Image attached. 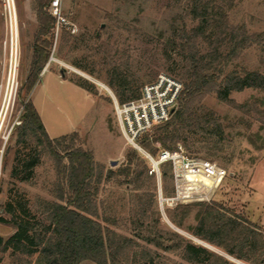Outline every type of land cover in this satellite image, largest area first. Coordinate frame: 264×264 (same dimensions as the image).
I'll return each mask as SVG.
<instances>
[{
	"label": "rangeland",
	"instance_id": "1",
	"mask_svg": "<svg viewBox=\"0 0 264 264\" xmlns=\"http://www.w3.org/2000/svg\"><path fill=\"white\" fill-rule=\"evenodd\" d=\"M191 2L61 0L67 25L60 28L58 36L54 31L50 64L24 102L25 94L20 90L29 75L39 25L32 0H9V5L8 0H0V218L10 220L6 206L11 202L16 207L21 201L27 204L30 221L42 224L45 220L41 204L54 200L55 164L42 153L31 181L21 182L13 176L18 169L16 157L29 153L16 145V134L24 105L31 99L51 139L76 134V147L91 152L105 174L130 169L134 177L139 175L138 189L134 185L127 186V177L120 173L104 181L98 199L100 215L116 221V226L110 227L120 236L137 241L139 250L149 251L154 264H189L178 253L145 240L148 236L154 238L157 231L164 245L173 240L169 232L174 231L232 264H251L177 228L169 216L177 205H214L224 214L247 224L250 222L264 235V120L251 111L254 105L264 111V94L253 89L229 94L236 104H248L249 109L252 108L248 114L220 102L215 94L197 104L196 114L211 117L217 125H211V132L186 134L178 151L173 152L184 156V161L177 166L173 179H164L163 165L155 172L147 155L158 161L162 150L152 156L143 147V152L138 151L127 142L107 90H111L108 82L113 68H117L134 89L154 83L162 74L174 77L171 69L178 75L182 72L185 57L170 51L171 59L167 60L159 33L169 29L174 20L179 25L185 21L187 29L197 26L198 22L186 16ZM9 6L13 41L16 39L18 44L17 72L13 79H10ZM47 11L50 13V8ZM228 15L232 25L241 27L249 35L264 34V0H237ZM231 70L242 75L243 70L264 75V45H255L243 52L231 65ZM77 80L92 84L94 94L78 86ZM115 97L118 100L119 97ZM133 152L137 155L130 163L128 156ZM187 177L199 184L192 185L185 180ZM164 189L174 190V197L165 198ZM177 193L180 199L174 200ZM190 209L184 229L197 224L195 217L199 208ZM155 224L154 232L149 234L144 226ZM15 232V227L0 222V237L7 240ZM9 263L6 256L0 264ZM81 264L95 263L84 261Z\"/></svg>",
	"mask_w": 264,
	"mask_h": 264
},
{
	"label": "trees",
	"instance_id": "2",
	"mask_svg": "<svg viewBox=\"0 0 264 264\" xmlns=\"http://www.w3.org/2000/svg\"><path fill=\"white\" fill-rule=\"evenodd\" d=\"M51 2L32 0L39 30L35 36L29 75L20 90V93L25 94L24 102L50 59L56 28L55 17L47 11ZM236 2L192 0L186 16L198 22L197 26L187 29L185 21L179 25L174 20L169 29L159 33L167 60L171 59V52H179L185 57V66L179 75L175 69H171L174 77L183 82L185 93L171 119L141 139L142 147L152 156L161 150L178 151V145L184 142L186 134L211 132V125H217V121L211 117H200L195 112V106L206 97L215 94L220 102L248 114L252 108L249 109L248 104H236L229 94L246 89L264 94L263 74L243 70L242 75L236 70L229 71L243 52L255 45H264V34L249 35L241 27L231 24L228 13L236 6ZM75 82L94 94L92 84L86 80ZM108 86L119 97L120 103L137 99L141 94V89L131 87L117 68L111 70ZM251 111L260 114L264 120V111L261 112L257 105ZM76 140V134L51 139L31 99L25 103L21 124L17 127L16 145L26 148L29 153L24 157H16L18 169L13 176L21 182L31 181L43 154V157L54 162L56 168L54 200L42 202L41 212L45 220L42 224L30 221L31 213L27 204L19 201L16 207L11 202L6 206L11 218H0V222L12 225L16 232L7 240L0 237V263L7 256L9 264H81L84 261L95 264H154L149 251L139 250L137 241L120 236L110 227L116 226V221L112 222L107 215H100L98 199L104 181L120 173L127 177V186L134 185L138 189L139 175L134 177L130 169L108 171L105 174L104 169L95 163L91 152L76 147ZM136 155L133 152L128 156L130 163ZM183 161L182 156L178 157L176 166ZM161 165L163 178L173 179V163ZM185 180L192 185L199 184L188 177ZM163 196L174 197V190L164 189ZM191 207L199 208L195 217L197 224L184 229ZM169 219L177 228L238 260L264 264V235L250 222L247 224L237 217L220 212L214 205L203 203L177 205ZM137 226L143 227L140 224ZM144 227L151 234L156 224ZM169 234L173 240L167 245L162 242L158 231L154 238L148 236L145 240L168 252L178 253L189 264H232L206 248L195 246L178 232L170 231Z\"/></svg>",
	"mask_w": 264,
	"mask_h": 264
},
{
	"label": "built area",
	"instance_id": "3",
	"mask_svg": "<svg viewBox=\"0 0 264 264\" xmlns=\"http://www.w3.org/2000/svg\"><path fill=\"white\" fill-rule=\"evenodd\" d=\"M9 10L11 27V77L13 57V73L15 76V73L17 72L18 44L16 39L15 42L13 41L10 6ZM50 13L56 19L55 30L56 36H58L60 28L64 25H67V22L62 15L61 0H52L50 5ZM107 90L114 101L115 113L123 137L132 147L142 152L143 148L142 145H140L141 139L145 135L152 133V131L156 127L167 123L171 119L172 114L177 109L179 102L185 93L184 84L174 77L166 74L160 75L154 83L145 85L141 89L139 98L127 101L125 103H120L115 97L114 93L108 88ZM147 155L154 165L155 172L159 171V166L161 164L172 162L174 167V174L177 170V158L182 156L175 155V153L173 152L163 150L161 151L158 161H154V159H152L149 154ZM182 157L184 158V156ZM179 199V194L177 193V198L174 200Z\"/></svg>",
	"mask_w": 264,
	"mask_h": 264
},
{
	"label": "bare ground",
	"instance_id": "4",
	"mask_svg": "<svg viewBox=\"0 0 264 264\" xmlns=\"http://www.w3.org/2000/svg\"><path fill=\"white\" fill-rule=\"evenodd\" d=\"M11 20H12V16H11ZM12 27H13V23H12ZM15 53V52H14ZM13 67H14V57H13V62H12V72H11V77L10 79H13L14 78V73H13ZM105 87V86H104ZM106 88V87H105Z\"/></svg>",
	"mask_w": 264,
	"mask_h": 264
},
{
	"label": "water",
	"instance_id": "5",
	"mask_svg": "<svg viewBox=\"0 0 264 264\" xmlns=\"http://www.w3.org/2000/svg\"><path fill=\"white\" fill-rule=\"evenodd\" d=\"M48 66V65H47ZM47 68V67H46ZM46 68L43 70L42 74L44 73V71L46 70ZM41 77V76H40Z\"/></svg>",
	"mask_w": 264,
	"mask_h": 264
}]
</instances>
